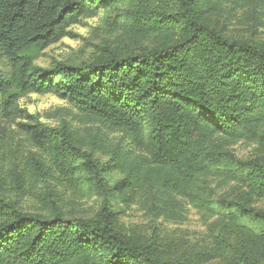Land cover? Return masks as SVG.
Instances as JSON below:
<instances>
[{"label":"trees","instance_id":"1","mask_svg":"<svg viewBox=\"0 0 264 264\" xmlns=\"http://www.w3.org/2000/svg\"><path fill=\"white\" fill-rule=\"evenodd\" d=\"M124 5L134 9L125 35L153 39L152 47L34 65L81 18ZM244 9L264 26V0H0V54L9 64L0 74V119H17V100L28 93L52 94L71 103L83 126H27L37 148L29 180L101 199L89 219L56 206L26 212L0 177V264H204L226 255L221 244L172 259L158 237L126 235L117 220L122 207L137 205L181 222V199L228 220L238 239L231 264H264V210L218 203L208 187L211 177L242 182L248 202L264 199V164L237 168L225 151L242 139L264 150V46L228 37L218 23Z\"/></svg>","mask_w":264,"mask_h":264},{"label":"rangeland","instance_id":"2","mask_svg":"<svg viewBox=\"0 0 264 264\" xmlns=\"http://www.w3.org/2000/svg\"><path fill=\"white\" fill-rule=\"evenodd\" d=\"M247 13L250 15L246 16ZM133 16L134 9L126 5L119 6L117 10L99 9L95 16L83 17L68 28L67 36L44 49L34 65L50 68L56 62L87 63L103 53L138 52L140 48L152 47L155 43L153 39L133 40L125 35ZM251 16L256 17L252 10H238L234 18H218V23L224 27L226 36L250 40L264 46V26L253 23ZM8 71V61L0 54V74ZM17 108L20 113L13 122L0 119V177L6 183L8 199L16 201L26 212H43L56 206L63 212L80 218H93L101 204L97 195L89 199L54 182L33 184L28 178V163L37 148L30 140L31 129L27 126H36L39 123L48 127H59L66 124L70 128L82 130V123L71 103L52 94L28 93L17 100ZM115 137L117 139L118 136ZM225 151L237 168L249 162L264 164V150L254 142L242 139ZM15 175L22 177L24 195L17 190ZM209 183L213 200L218 203H236L245 209L264 210V199L254 198L251 202L247 201V189L242 182L223 183L220 178L211 177ZM199 187L202 188V185L199 184ZM181 201L186 204L181 222H163L137 205L122 207L121 212L117 213V220L126 235L158 237L160 247L171 253L172 259L185 250L205 247L214 249L222 244L227 254L222 256L221 253V256L204 264H231L235 259L238 239L228 220L218 215L206 216L188 205L186 199ZM239 223L253 231L262 228L261 223L250 218H242Z\"/></svg>","mask_w":264,"mask_h":264}]
</instances>
